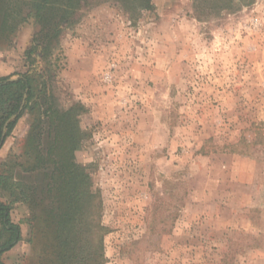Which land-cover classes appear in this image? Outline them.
I'll use <instances>...</instances> for the list:
<instances>
[{
  "label": "rangeland",
  "instance_id": "rangeland-1",
  "mask_svg": "<svg viewBox=\"0 0 264 264\" xmlns=\"http://www.w3.org/2000/svg\"><path fill=\"white\" fill-rule=\"evenodd\" d=\"M37 3L0 0V78L38 90L0 149L3 263L264 264V0Z\"/></svg>",
  "mask_w": 264,
  "mask_h": 264
},
{
  "label": "trees",
  "instance_id": "trees-1",
  "mask_svg": "<svg viewBox=\"0 0 264 264\" xmlns=\"http://www.w3.org/2000/svg\"><path fill=\"white\" fill-rule=\"evenodd\" d=\"M122 2L123 8L130 12L140 14L143 11L151 10L153 5V0H120ZM208 4L213 1L220 0H200ZM225 5L222 8H227L231 5L233 0H221ZM50 4V0H38L36 5L38 13L42 12ZM36 79L34 76L29 74L19 75L18 79L11 81L10 77L0 78V149L5 143V140L10 136L11 132L15 128L19 119L23 116V113L30 109L35 110L37 106L33 103L36 93L38 92L35 86ZM26 96V98H25ZM24 103V104H23ZM85 109L83 106H78L75 111L83 112ZM73 112L69 111L63 115H47L50 120L58 117L60 123L57 125L59 129H64L62 135V143L67 150L68 154L74 157V149L78 145V139L76 133H69V123L75 121V118L79 115H72ZM17 115V118L11 121L7 126V131L5 132L6 123L13 117ZM76 123V121H75ZM75 129V125H72ZM60 135V136H61ZM70 160V159H69ZM72 161V160H71ZM65 166L68 168L69 172L64 184V188H72L75 194L78 192V187L81 186L80 192L85 194L88 199H92L93 193L91 192L90 176L86 174L77 164L70 161ZM78 195V194H77ZM76 195V196H77ZM77 198V197H76ZM69 214H65L61 221L67 219ZM104 230V227H101ZM0 233L5 236L4 242L0 245V264H4L1 256L10 250H12L21 240V230L18 225L13 223L11 219V208L9 205L0 201Z\"/></svg>",
  "mask_w": 264,
  "mask_h": 264
},
{
  "label": "water",
  "instance_id": "water-1",
  "mask_svg": "<svg viewBox=\"0 0 264 264\" xmlns=\"http://www.w3.org/2000/svg\"><path fill=\"white\" fill-rule=\"evenodd\" d=\"M11 81H13V79L11 80ZM25 98H26V96H25ZM24 104V103H23ZM17 118V115H14L13 117H11V119L6 123V125H5V132L7 131V126H8V124L11 122V121H13V120H15Z\"/></svg>",
  "mask_w": 264,
  "mask_h": 264
}]
</instances>
